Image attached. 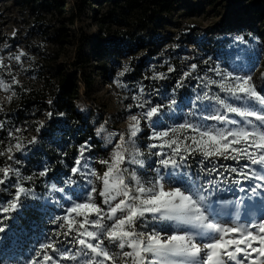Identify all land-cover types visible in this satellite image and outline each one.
<instances>
[{"label":"rangeland","instance_id":"obj_1","mask_svg":"<svg viewBox=\"0 0 264 264\" xmlns=\"http://www.w3.org/2000/svg\"><path fill=\"white\" fill-rule=\"evenodd\" d=\"M59 1V4H64L66 10L63 20H67L74 9L75 0ZM90 1L100 2L102 13L106 12L112 3V0ZM178 2L179 9L166 16L162 25L149 29L148 44L153 41L152 46L157 51L154 57L147 61L145 75L137 79L130 72L133 68L129 67V57L121 55L115 47L106 43L107 39L116 36L114 31L119 28L118 25H113L111 30L107 27L101 29L95 21L98 16L96 11L88 13L89 9H86L79 16L78 27L75 30L78 32L76 38H64L68 43L61 48L58 47L56 37L51 30L54 25L56 27L67 25L66 21H58L60 20L58 16H46L43 25H34V17L27 2L0 0L2 35L0 59L10 67L12 75L19 81V84L12 86V91L16 95L12 96L11 101L8 100L11 92L0 90V107L3 108L0 112V121L4 124V127L0 128V141H3L0 143V151L6 149L9 144L16 143V140L9 135L10 132L20 138L24 145L21 151H13V160H9L6 155L0 156V167L11 165L14 169H19L20 177H9V181L14 182H20L21 177H28L25 172L26 168L31 167L29 164H33L35 168L32 172L35 179L22 181L26 189L32 190V195L22 196V206L18 212L11 214L15 219L3 220V223L9 227L5 232L0 233V264H30L34 250H38L41 243L47 242L57 227L51 222L52 219L64 215L65 210L71 206L69 197L74 200L76 194L83 188L91 187L87 185L82 175H74L70 171L75 159L80 155L81 145L90 146V151L84 153L89 168L98 174L103 173L105 168L99 161L110 157L114 145L120 142L121 137L125 141L130 139V117L142 111L136 107L137 102L133 97L141 95V88L144 90L143 99L151 100L154 105L163 106L161 119L168 126L183 123L186 119L199 121L201 102L196 100V96L202 95L206 90L200 78L207 74L218 79L214 73L208 71L210 68L218 66L226 71L235 70L234 74L238 75L251 74L257 91L264 94V80L261 79V74L264 73V0H178ZM34 3L36 8L42 4L40 0ZM65 27L68 29L67 26ZM66 29L64 31H67ZM80 37L82 40L78 41L77 38ZM239 37H243V40L238 39ZM101 38L103 41L98 44ZM82 42L83 49L80 50ZM95 47L102 54L105 51L104 69L99 65L100 61L97 58L100 57V53L95 51ZM21 51L25 55L21 57L19 63L10 59ZM85 57L89 58L87 63H84ZM57 64L61 68L55 69ZM192 64L197 65L196 71L191 70ZM125 66L128 71L120 76ZM169 68L173 71H169ZM57 71L70 73L78 79L82 87L79 98L75 101L76 109L87 121L86 125L93 129V135L86 136L85 142L79 141L85 133H79L78 126H68L65 121H62L63 124L61 123V127L52 136L47 135L49 134L47 132L41 134L24 122L20 123L22 113L18 105L20 89L24 91L32 86L40 88L46 79L54 82L58 75ZM186 72H191V75L185 77ZM161 74L163 78H159ZM0 78L11 83L7 69H0ZM117 81L123 86H118ZM218 92L219 89L212 86V93ZM172 99L176 100V105L172 111H169L167 105ZM193 113L195 116L192 115ZM230 115L234 119H239L234 114ZM27 118L29 123L37 124V128L44 127L47 120L44 112L36 111L29 113ZM206 123L220 126L215 121ZM140 128L141 131L137 136L131 139L135 140V147L142 154L136 158L144 160V165L143 167L132 165V167L136 169L142 180H147L155 176L152 168L159 166L154 163L158 157L151 155L148 148L149 144L155 142L149 139L151 135L149 123L142 120ZM16 129L20 131L16 132ZM33 137L35 142L30 143ZM73 140L78 141L76 151H73V155L68 158L62 155L59 159L60 163L51 170L49 158L45 154L46 148H65L68 144H72ZM34 149L37 150L36 154ZM202 159L199 155L189 157L188 167L185 169L198 182L217 178L216 173L207 176L200 171L203 168H211L213 164L217 167L226 165L239 169L248 163L245 160L233 161L222 158L201 163ZM251 167L258 170V166ZM42 171L46 173L44 176L39 175ZM224 175L229 181L241 179L238 174L225 172ZM70 180L75 183L70 184ZM164 182L167 186L169 183L167 177ZM256 183L264 182L250 179L242 180L239 186L230 182L220 184L221 190L218 195L224 201L231 202L226 207L233 213L236 208L239 209L240 215L235 222L258 223L264 216V187H261L255 196L249 192L250 187ZM39 186H43V191L37 190ZM97 187H99L98 182ZM239 187H244L245 191L240 192ZM0 188L3 190L0 200H10L9 192H14L15 188L7 189V185H0ZM96 201L101 202L98 196ZM236 201L240 203L236 204ZM24 214L27 228L23 227L19 219ZM146 220L148 228H138V230L154 228L160 231L163 226L171 223L152 221L150 215ZM141 223L143 221L138 222ZM58 239L64 241L60 245L62 248H73L67 243L70 237ZM64 264H72V262H64Z\"/></svg>","mask_w":264,"mask_h":264},{"label":"snow or ice","instance_id":"obj_2","mask_svg":"<svg viewBox=\"0 0 264 264\" xmlns=\"http://www.w3.org/2000/svg\"><path fill=\"white\" fill-rule=\"evenodd\" d=\"M238 39L243 40V37ZM24 55L21 51L10 59L19 63ZM0 69H7L11 77V83L0 78V90L11 92L8 97L11 101L16 95L12 86L19 81L3 59H0ZM196 69L197 65L192 64L191 70ZM127 71L125 66L119 75ZM208 71L218 79L207 74L200 78L206 90L196 96L201 102L198 122L186 119L175 126L166 125L161 119L163 106L143 99L141 88V95L133 97L136 107L142 111L130 117V139L125 141L121 137L110 157L99 161L105 168L102 174L89 168L84 153L90 151V146L81 145L80 155L70 171L82 175L91 187L83 188L74 200L69 197L71 206L64 215L52 219L57 227L48 241L34 250L30 264H264V216L258 223H237L239 209L233 213L226 207L231 202L218 195L221 183L239 186L242 180L264 182V94L257 91L251 74L238 75L234 74L235 70L226 71L218 66ZM190 75L191 72L184 73L185 77ZM159 78H163V74ZM261 79L264 80V73ZM117 84L123 86L119 81ZM212 86L219 92L212 93ZM205 101L208 103H203ZM175 105L176 100L172 99L167 108L172 111ZM142 120L151 128L149 139L155 142L148 148L151 155L158 157L154 163L159 165L152 168L155 176L147 180H142L132 167L144 165V160L136 158L142 154L131 139L141 131ZM207 121H215L220 126ZM3 127L0 121V128ZM9 135L16 143L0 151V156L13 160V151H21L24 145L14 133ZM31 142H35V137ZM152 149L161 151L152 152ZM196 155L203 158L201 163L217 158L248 163L239 169L213 164L200 171L207 176L216 173L217 178L198 182L185 171L189 157ZM251 166H258V170ZM225 172L238 174L241 179L229 181ZM0 174V185L15 188L14 192H9L10 200H0V233H3L9 227L3 220L15 219L11 214L22 206V196L32 195V190L26 189L22 181L33 178L9 181L10 176L20 177L19 169L11 165L0 167ZM45 174L44 171L39 173L40 176ZM165 177L169 181L167 186ZM261 187L264 183L254 184L249 189L250 194L255 196ZM239 191L244 192V187H239ZM97 196L100 203L96 201ZM148 215L152 221L171 223L160 231L138 230L148 228ZM140 221L143 223L138 224ZM60 237H70L67 243L75 250L62 248L64 241L58 239Z\"/></svg>","mask_w":264,"mask_h":264},{"label":"trees","instance_id":"obj_3","mask_svg":"<svg viewBox=\"0 0 264 264\" xmlns=\"http://www.w3.org/2000/svg\"><path fill=\"white\" fill-rule=\"evenodd\" d=\"M23 1L30 5V13L34 17V25H43L46 21V16H58L60 18L58 21H62L63 17L66 15L64 4H59V0H40L42 4L40 3L41 6L39 8L34 6L36 0ZM178 3V0H112L108 10L102 13L100 11V2L98 3V1L92 3L90 0H75V6L69 18L63 20V22H67V25L62 24L57 27L54 25L51 31L53 36L56 37L58 47L63 48L68 43L64 38H76L78 32H75V30L78 27L79 16H81L86 9H89L88 13L96 11L95 13L98 14V16L95 21L101 29L107 27L111 30L113 25H118L119 28L114 31L116 36L109 38V40L107 39L106 43L111 47H115L121 55L123 54L129 57V67L133 68L130 72L133 73L137 79H141L143 75H145L144 73H146L145 65L147 61L151 59V57H154L157 51L152 46L153 41H151L150 45L148 44V31L153 26L158 27L162 25L166 20V16L171 15L174 11L179 9ZM108 23H111V25ZM65 26H67L68 29H66ZM65 29L67 31H64ZM81 37H83V34ZM81 37L77 38V40H82ZM101 41H103V38H101L98 44ZM1 42L2 35L0 24V44ZM81 49H83V42L80 46V50ZM95 51L100 53V57L97 59L100 61L99 65L104 69L106 67L105 51L102 54L97 47H95ZM88 61L89 58L85 57L84 63ZM57 68H61V66L57 64L55 69ZM57 73L58 75L54 82L46 79L43 81L40 88L32 86L28 90L21 91L20 89L18 102L20 110L22 111L20 123L24 122L36 131H40L41 134L47 132L49 133L47 135L52 136L55 131L61 127L62 121H65L68 123V126H78L79 133H85V136L79 140L80 142H85L86 136L93 135V129L89 125H86L87 121L76 109L75 101L79 98L82 87H80L78 79L70 73L61 71H57ZM33 111L45 113L47 120L44 127L37 128V124H32L27 121L29 113ZM86 133L89 134L87 135ZM77 144L78 141H74L65 148H46L45 154L49 158L51 170L60 163L59 159L62 155H64L65 158H68L71 154L73 155V151H76ZM34 151L36 154L37 150L34 149ZM42 151L44 152V150ZM29 159H31V157ZM29 166L31 167L26 168L27 171L25 175L31 176L33 179L29 181H33L35 175L32 172L35 168H33V164H29ZM37 190L43 191V186H39ZM1 191L3 190L0 188V195L3 193ZM19 219L20 223H23V227L27 228L25 214Z\"/></svg>","mask_w":264,"mask_h":264}]
</instances>
